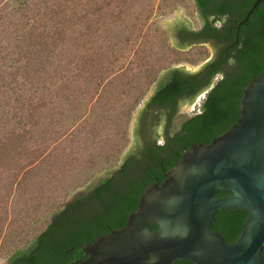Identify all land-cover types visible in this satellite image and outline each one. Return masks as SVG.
I'll use <instances>...</instances> for the list:
<instances>
[{
	"label": "trees",
	"instance_id": "1",
	"mask_svg": "<svg viewBox=\"0 0 264 264\" xmlns=\"http://www.w3.org/2000/svg\"><path fill=\"white\" fill-rule=\"evenodd\" d=\"M193 1L199 27L177 23L178 40L189 45L210 42L212 57L196 72L181 67L166 71L146 101L145 109L152 113L146 116L148 130L139 150L123 158L110 176L84 195L63 202L25 248L11 251L10 264H63L76 257L66 251L71 246L82 254L84 243L126 224L140 194L150 184H160L192 143L208 144L237 121L243 88L264 72V0L238 29L255 0ZM153 6L144 0H0V237L9 224L8 196L36 201L51 195L53 189L48 188V194L35 185L33 171L39 163H47L40 181L50 184L56 164L52 150L68 127H78L87 115L101 122L88 104L104 80L125 79L124 109L113 121L115 135L121 127L124 132L131 111L164 64L157 60L137 77L121 74L127 66L128 72L134 67L133 58L127 60L130 37L118 32L121 26L134 32ZM141 49L139 44L133 51ZM200 94L196 112H179L181 104L192 103ZM140 115L134 142L141 133L143 111ZM159 123L163 128L158 134L154 128ZM229 193L221 188L215 195ZM38 212L35 207L24 216L38 218ZM249 214L220 208L210 226L232 242ZM149 228L155 230L157 223ZM172 264L194 263L177 259Z\"/></svg>",
	"mask_w": 264,
	"mask_h": 264
},
{
	"label": "water",
	"instance_id": "2",
	"mask_svg": "<svg viewBox=\"0 0 264 264\" xmlns=\"http://www.w3.org/2000/svg\"><path fill=\"white\" fill-rule=\"evenodd\" d=\"M260 1L253 2L237 29ZM181 21L194 28L182 15L167 20L166 27L170 44L185 49L192 44L178 40L175 25ZM205 43L211 47L209 60L213 48L210 42ZM206 61L196 67L178 61L170 67L196 72ZM170 67L161 70L143 98L134 116L132 141L121 161L133 151L138 114ZM118 165L95 174L66 201L93 187ZM221 188L230 193L216 196ZM220 208L250 212L232 242L210 226ZM152 222L157 223L155 230L149 228ZM85 251L88 256L73 264H172L177 259L194 264H263L264 72L243 88L237 121L208 144L192 143L160 184H150L140 194L138 207L128 215L126 224L97 237Z\"/></svg>",
	"mask_w": 264,
	"mask_h": 264
},
{
	"label": "rangeland",
	"instance_id": "3",
	"mask_svg": "<svg viewBox=\"0 0 264 264\" xmlns=\"http://www.w3.org/2000/svg\"><path fill=\"white\" fill-rule=\"evenodd\" d=\"M144 2L145 4L152 3L154 5L153 12L149 18L146 21L141 19L140 23L144 21L143 24L138 25L137 29L134 28L135 31H132V33H130L132 28L129 29L122 26L120 27V32H118L120 35L123 31V36L127 35L130 37L129 47L132 48V51L127 54V60L133 58L132 67H134L128 72L127 66L121 74L128 73L127 76L129 77H137L148 66L152 68V65L157 60L164 64L158 71L157 76L163 68H168L178 61L186 62L196 67L203 61L208 60L211 55V47L206 43L192 44L182 49L169 42L170 29L166 27L167 20L182 15L191 21L194 28L199 27L200 21L193 0H144ZM158 5L163 8H159L160 12L156 10ZM131 21L132 19L129 18L128 22ZM139 44H141L142 49L136 54L133 50L135 48L138 49ZM124 80L120 78L114 83H107L104 80L105 82H102L97 95L92 101L93 103L88 104V108L93 110V115L99 116L101 122H96L90 115H87L79 123L78 127L70 125L62 138L54 145L56 147L52 152L56 164L51 168L54 176L49 185L46 180H43L44 182L40 181V172L47 169V163L43 161L35 167L33 171V173H36L33 176L35 177L33 180H36L35 185L40 184L41 187L46 189L48 194L51 193L48 188L53 189L51 195L47 194L48 197L44 196L36 201L23 195L20 198L19 194H15L13 197L8 196L6 205L9 209V224L5 222L6 225L8 224L6 233L0 237V240L3 239L2 242L0 241V264L7 260L15 247L22 248L26 246L27 242L39 232L57 208H60L63 202H67V197L76 188L86 186L95 174L108 168H114L120 163L132 141L134 116L155 79L150 82L139 102L131 111L124 132H122L123 127H121L120 133L117 132L118 135H115L116 130L114 129L113 121H117L120 108L124 109V104L122 103L126 99L124 96L127 85ZM202 98L203 94L197 96L192 103H183L179 112L189 115L193 114L197 111L198 103ZM100 113H105L107 118H103ZM68 124L71 123L68 121ZM61 159L62 162L57 163ZM81 170L82 175H80ZM78 176L80 177L79 180H75ZM35 207L40 213L37 214L39 215L38 218L24 216L26 210H32ZM11 221H13V224ZM24 228L27 231V235L25 230H23ZM7 248L10 249L7 250Z\"/></svg>",
	"mask_w": 264,
	"mask_h": 264
},
{
	"label": "flooded vegetation",
	"instance_id": "4",
	"mask_svg": "<svg viewBox=\"0 0 264 264\" xmlns=\"http://www.w3.org/2000/svg\"><path fill=\"white\" fill-rule=\"evenodd\" d=\"M176 35H177V33H176ZM178 37V36H177ZM203 66V65H202ZM202 66L198 69V70H200L201 68H202ZM197 70V71H198ZM219 75H216V78L218 77ZM201 95V94H200ZM199 95V96H200ZM145 104H146V102L144 103V105H143V107H142V109H141V112L143 111V120H142V123H141V127L139 128V130H140V135L138 136V140L136 141L135 140V142H134V145H133V151L130 153V154H133V153H136L138 150H139V148L142 146V144H143V135L146 133V131L148 130V127H146L147 126V124H146V116L148 117L151 113H152V111H151V109H149V108H147V109H145ZM187 104H189V103H187ZM163 111V109L161 108L160 109V111H159V114H161V112ZM138 117H140V119H139V121L141 120V115H140V113L138 114ZM137 117V118H138ZM137 120H136V122H135V127H134V129L137 127ZM146 125V126H145ZM158 127L160 128V129H158ZM162 128H163V126H162V124H158L157 125V127H155L154 128V131H156L158 134L159 133H161L162 132ZM133 129V130H134ZM161 137L158 139V141L157 142H160L161 141ZM129 154V155H130ZM127 157V156H126ZM125 157V158H126ZM119 166V165H118ZM113 171L112 170H110V172L108 173V174H106V175H104L103 177H101L99 180H98V182L95 184V185H93V187H95L96 185H98L99 184V182H100V180L102 179V178H104V177H106V176H110L111 175V173H112ZM93 187H91V188H89V189H87L86 191H84V192H81L80 194H77V195H75L74 197H72L69 201H67V203H69V202H71V201H73V199L76 197V196H78V195H84L88 190H90V189H92ZM58 213H55V215H53V218L57 215ZM88 243H84L83 245H82V249H83V251H82V254L79 252V250L76 248V247H74V246H71V247H69V248H67L66 249V251L67 252H71V253H73L74 254V256H76L74 259H68L67 261H65V262H63V264H73L74 262H76V261H80V260H84L87 256H88V253H86V251H85V246L87 245ZM29 245H30V243H29ZM28 245V246H29ZM27 246V247H28ZM81 254V255H80ZM5 264H10V259L9 258H7V260H6V263Z\"/></svg>",
	"mask_w": 264,
	"mask_h": 264
},
{
	"label": "clouds",
	"instance_id": "5",
	"mask_svg": "<svg viewBox=\"0 0 264 264\" xmlns=\"http://www.w3.org/2000/svg\"><path fill=\"white\" fill-rule=\"evenodd\" d=\"M199 103H200V102H199ZM199 103H198V104H199Z\"/></svg>",
	"mask_w": 264,
	"mask_h": 264
}]
</instances>
